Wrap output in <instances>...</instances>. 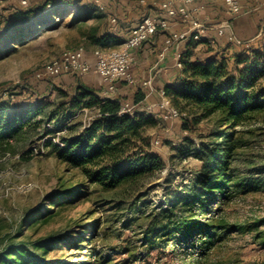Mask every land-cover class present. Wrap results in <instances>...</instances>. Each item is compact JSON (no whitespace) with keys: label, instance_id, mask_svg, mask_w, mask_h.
<instances>
[{"label":"trees","instance_id":"16d2710c","mask_svg":"<svg viewBox=\"0 0 264 264\" xmlns=\"http://www.w3.org/2000/svg\"><path fill=\"white\" fill-rule=\"evenodd\" d=\"M71 2L48 0L41 6L18 7L9 18L0 19V28L6 23L5 31L10 34L15 31L18 41L25 40L27 34L23 33L30 26L43 27ZM126 5L132 9L135 6ZM98 10L91 8L73 19L72 24L78 25L83 43L88 48L103 49L121 45L131 29L126 27L125 17H119L115 30L104 29L107 12ZM109 14H115L113 9ZM92 20L95 22L89 24ZM61 21L55 22L56 28ZM260 41V49L203 61L193 59L194 47L199 42L188 40L182 52V79L176 85L167 86L165 91L172 103L187 113L185 129L202 121L212 122L206 136L208 142L196 153L201 162L197 175L199 188L174 204L165 207L161 204L145 217L135 218L136 225L140 226L139 230H133L141 241L139 246L151 243L153 251L175 245L174 254L183 252L182 264H202L208 261V255L225 235L238 230L228 221L224 210L241 192L237 177L243 170L237 161L242 138L237 127L256 121L264 113V83L261 82L264 33ZM62 91L65 98L46 112L38 100L25 105L10 97L0 101V141H8L37 126L39 121L35 118L42 113L58 118L78 109L97 110L95 118L80 131L63 136L62 145L51 144L56 157L68 169H77L83 179L53 190L26 214L16 231L9 234V241L0 248V264H83L82 260H74L79 253L74 251L91 249L92 243L100 238L102 218L94 216L93 208L77 214H72V210L88 195L90 185L98 184L106 189L136 185L162 167L161 156L146 148L152 139L145 134L146 127L156 124L154 118L141 112L121 113L119 97H102L84 84H78L71 94ZM141 99L138 96L136 101ZM51 224L55 226L47 228ZM124 249L127 253L133 251L130 245ZM90 251L94 254L93 264H101L100 252ZM110 262L108 259L103 264Z\"/></svg>","mask_w":264,"mask_h":264},{"label":"rangeland","instance_id":"374dc122","mask_svg":"<svg viewBox=\"0 0 264 264\" xmlns=\"http://www.w3.org/2000/svg\"><path fill=\"white\" fill-rule=\"evenodd\" d=\"M47 1L27 0V4H22V0H0V19L9 18L18 7L41 6ZM71 1L59 11L57 17L48 19L43 27L32 25L24 31L23 34H27L25 40L18 41L15 31L12 34L5 31L6 23L0 28V98L10 97L22 105L38 100L45 112L53 109L65 98L64 92L54 83L56 80L47 79V83L41 84L43 79L38 74H41L44 67L63 50L80 46L87 49L79 34L78 25L72 24L76 14L85 13L91 8L99 9L98 2L104 4V13L107 12V15L103 20V27L107 29L110 28L109 13L112 7L121 2ZM122 1L135 5L131 11L135 15L134 19H140L144 14L150 13V10H156L151 4L160 0H145V4H141L140 0ZM242 2L247 4L250 1ZM120 9L118 6L114 12L118 21L119 17L123 18L127 12L124 11L125 8L122 11ZM219 17L214 16L212 20ZM57 20L62 21L56 28ZM93 22L95 21L92 20L89 24ZM260 22L264 26V21ZM215 23L210 21L209 28L216 26ZM234 34L239 40L243 38V35L236 32ZM13 41L15 42L12 43ZM198 42L194 47L193 59L203 61L211 57L221 59L228 45L234 47L233 53L228 52L229 55H226L228 58L251 49H260V46L255 44L248 43L250 45L247 46V42ZM250 58L253 60L254 57ZM232 65L233 62L230 66ZM243 66L244 64H240V67ZM81 75L77 74L76 78L79 79ZM261 82L264 83V76ZM124 102L132 103L131 100ZM135 109L136 112L143 111L139 106ZM47 114L48 112L37 115V126L14 135L8 141H0V248L9 241V234L16 231L26 214L36 208L45 196L57 188L83 179L77 169H68L56 157L51 144L61 145L63 136L70 135L72 131H80L84 124L95 118L97 110L78 109L58 118H50ZM144 115L156 120V124L146 127L145 134L152 138L146 148L161 156L162 167L136 185L106 189L98 184H91L88 195L72 210V214H77L87 208H93L96 211L94 216L102 218L100 238L92 243L90 249L100 252L101 264L108 259H111L109 264L183 262V252L174 254L175 245L153 251L151 243L144 247L139 246L141 241L134 233L140 226H137L134 220L152 213L161 204L163 207L166 204H174L180 197L187 196L199 188L197 175L201 162L196 153L203 143L208 142L206 136L212 128V122L202 121L198 125H191V129L185 134L184 119L175 121ZM237 129L241 130L239 136L242 138L237 161L243 170L237 177L241 192L228 203L224 212L228 221L238 230L225 235L208 255V261H203L202 264H264V113L260 114L256 121L240 125ZM64 213L68 214L66 211ZM127 224L132 227H127ZM53 226L55 224L47 228ZM128 245L133 249L131 253L125 252L124 248ZM90 250L74 251L79 252L74 260L93 264L94 254ZM140 252L142 254H139Z\"/></svg>","mask_w":264,"mask_h":264},{"label":"built area","instance_id":"2783aa9c","mask_svg":"<svg viewBox=\"0 0 264 264\" xmlns=\"http://www.w3.org/2000/svg\"><path fill=\"white\" fill-rule=\"evenodd\" d=\"M207 1V0H206ZM206 1L199 0H160L153 2L151 5L156 7L154 13H148L143 16L137 25L132 27L123 41L117 48H95L91 56L93 61L87 59V49L83 46L65 49L58 56L54 57L44 68L41 79H55L61 75L71 73L87 74L96 72L99 74L107 86L103 91L105 97L116 98V81L125 79L131 83L134 82L129 67L135 60L134 50L138 49L144 42L151 39L159 30H165L166 38L164 48L159 53V59H163L166 50H175L176 65L183 69L181 45L193 39L198 42L206 37L209 30V22L207 18H200L196 15L197 11H201L206 6ZM211 3L221 2L225 12L229 16H238L244 12H256L264 8V0H252L244 4L242 0H208ZM141 4H145V0H140ZM22 4H27V0H22ZM97 7L101 11H105L106 5L98 2ZM110 29L115 30L118 17L115 14L109 16ZM174 19H179L187 25L183 31H172L171 23ZM229 22L224 21L216 26L217 35L223 36L228 32ZM230 30V29H229ZM228 37L231 41L242 43L235 34L230 31ZM215 38L209 39L215 42ZM152 78L143 82L144 86L151 87ZM163 96H167L166 91L161 90ZM2 98H0V101ZM136 105L121 100V113L135 114ZM161 118L165 120L184 119L187 113L180 110L170 101H162L160 104ZM88 111L87 108L83 109ZM184 133H188V129H184ZM157 143L159 140L156 141ZM61 145L63 143H60Z\"/></svg>","mask_w":264,"mask_h":264},{"label":"crops","instance_id":"0c3cea01","mask_svg":"<svg viewBox=\"0 0 264 264\" xmlns=\"http://www.w3.org/2000/svg\"><path fill=\"white\" fill-rule=\"evenodd\" d=\"M200 1L205 2L206 0H199V2ZM126 4L127 2L121 0V2L116 3L115 6H119L121 11L124 8L126 9L124 11H127L126 14L128 15L125 14L126 16H124V22L127 28H132L139 23L141 18L134 19L135 15H133V12L131 11V6ZM116 7H112L113 12H115ZM154 12L155 10H150V13ZM196 15L200 18H207L209 24L210 21L216 22L214 24L216 26L225 20L229 22L230 28H228L226 35L218 36L216 26H214L209 28L203 42L207 41L210 43L211 41H209V39L215 38V42L211 43H216L218 40L220 42L224 41L228 43V40L231 41L228 37V33L232 31L233 33L236 32L239 35H243L241 42H247V46L250 44H255L256 46L260 45V40L264 33V26L260 22L261 20L264 21V8L258 10L255 14L247 11L238 16H229L225 12L221 2L211 3L207 0L205 8L201 11H197ZM214 16L220 17L216 20H212ZM186 28V24L181 22L179 19H174L171 23L170 29L172 31H183ZM166 33L167 32L165 30H159L151 39L144 42L138 49L134 50L135 60L129 67V72L134 80L133 83L125 79H119L116 81V97H119L122 101L131 100L133 104L143 109V111H140L141 114H149L153 115V117L161 116L160 104L162 101L168 100L172 103L170 96H163L161 94V90H165L167 86L178 84L183 75V69H180L176 65L174 49L166 50L165 57L163 59H159V53L164 48ZM187 42L188 41L181 45L182 52L186 49ZM95 48L97 47H87V59L90 61H93L91 53ZM233 48L234 47L232 45L226 46V51H224L225 55L233 53ZM149 78L153 79L151 87L144 86L143 82ZM54 80H56L54 83L57 85L58 89L65 90L70 94L74 91L78 84H84L94 89L102 97H104L103 91L107 86L104 79L96 72L82 74L79 79L76 78V75L67 73L55 78ZM46 81L47 79H43L40 83L45 84ZM138 96H142V99L137 102L136 98Z\"/></svg>","mask_w":264,"mask_h":264}]
</instances>
